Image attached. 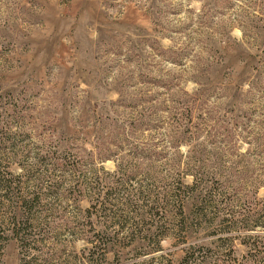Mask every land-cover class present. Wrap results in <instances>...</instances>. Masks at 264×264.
I'll return each instance as SVG.
<instances>
[{
	"label": "rangeland",
	"instance_id": "1",
	"mask_svg": "<svg viewBox=\"0 0 264 264\" xmlns=\"http://www.w3.org/2000/svg\"><path fill=\"white\" fill-rule=\"evenodd\" d=\"M223 259L264 264V0H0V264Z\"/></svg>",
	"mask_w": 264,
	"mask_h": 264
},
{
	"label": "trees",
	"instance_id": "2",
	"mask_svg": "<svg viewBox=\"0 0 264 264\" xmlns=\"http://www.w3.org/2000/svg\"><path fill=\"white\" fill-rule=\"evenodd\" d=\"M25 211H31V208H26ZM12 221H13V222H11V225L13 227V228H11L12 232L16 235V237H18V236H20V234H22L21 229H23V225H25L26 223L24 222V220H21V221L18 220V214H14ZM225 258L229 259V256H227ZM224 259L220 260V261H215V264H232V263H228L227 262L228 260H224ZM258 261L259 260H255V261H252V263L255 264Z\"/></svg>",
	"mask_w": 264,
	"mask_h": 264
}]
</instances>
